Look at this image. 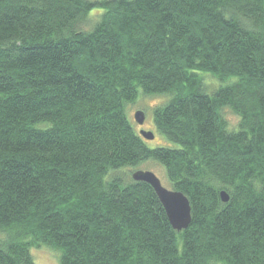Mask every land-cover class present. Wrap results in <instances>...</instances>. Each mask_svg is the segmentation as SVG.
Masks as SVG:
<instances>
[{"label":"trees","instance_id":"16d2710c","mask_svg":"<svg viewBox=\"0 0 264 264\" xmlns=\"http://www.w3.org/2000/svg\"><path fill=\"white\" fill-rule=\"evenodd\" d=\"M139 95L166 97L170 146L134 130ZM150 160L185 230L124 176ZM41 245L57 264H264V0H0V264Z\"/></svg>","mask_w":264,"mask_h":264},{"label":"rangeland","instance_id":"374dc122","mask_svg":"<svg viewBox=\"0 0 264 264\" xmlns=\"http://www.w3.org/2000/svg\"><path fill=\"white\" fill-rule=\"evenodd\" d=\"M95 1H100V0H95ZM102 10L103 9L100 7V8H97L91 11L90 14L92 12L93 13L89 16L90 18L88 19V22L83 25V28L90 29V26L96 21V19L99 18L98 16ZM205 81L209 84V87H213L216 85V80L212 76L207 75V77H205ZM164 98L166 97L165 96L163 97L162 95L147 96L144 98H141V96L139 95L138 98L136 99V102L126 105V110H125L126 115L129 121L132 123V126L134 130L136 131V133H138V129L140 128L146 131L149 130L154 133L155 136L152 140L145 141L146 145L151 148L160 147V146H170L171 144V142H167L160 133L156 132L154 123L152 121L153 109L156 106L164 105L166 103L164 102L165 101ZM137 110H141L145 114L143 127L140 126L138 123L134 122L133 115L137 112ZM223 116L224 118H226L228 126L230 127L237 120L236 116L230 113V111L228 110H225ZM139 168L143 170L153 171L155 175L159 177L162 185L170 189L169 185L166 182V174H164V169L162 166L150 160V161H145V162L140 163L136 169H139ZM132 171H133L132 169H129L128 172H124V176L129 175V173H131ZM30 254L33 257L34 264H57L58 263L59 254L58 253L56 254V252L52 248L48 247L47 245L46 246L41 245L35 248L32 247L30 249Z\"/></svg>","mask_w":264,"mask_h":264},{"label":"water","instance_id":"95a60500","mask_svg":"<svg viewBox=\"0 0 264 264\" xmlns=\"http://www.w3.org/2000/svg\"><path fill=\"white\" fill-rule=\"evenodd\" d=\"M144 117V112L137 110V112L134 114V121L139 125H142L144 123ZM139 133L147 141L154 138V133L149 130H140ZM130 176L133 181L145 182L153 188L155 195L158 197L161 206L165 210V214L166 217H168L170 226L173 229L182 231L187 228L191 221V206H189V200L186 195L175 189H168L162 185L159 177L151 170L148 171L139 168L132 171ZM219 193L221 201L226 203L228 200V194L224 191H220Z\"/></svg>","mask_w":264,"mask_h":264},{"label":"flooded vegetation","instance_id":"af4514ba","mask_svg":"<svg viewBox=\"0 0 264 264\" xmlns=\"http://www.w3.org/2000/svg\"><path fill=\"white\" fill-rule=\"evenodd\" d=\"M143 127V126H142Z\"/></svg>","mask_w":264,"mask_h":264}]
</instances>
